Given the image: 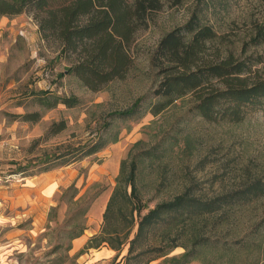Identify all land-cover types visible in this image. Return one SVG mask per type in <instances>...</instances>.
I'll return each instance as SVG.
<instances>
[{"label":"rangeland","instance_id":"1","mask_svg":"<svg viewBox=\"0 0 264 264\" xmlns=\"http://www.w3.org/2000/svg\"><path fill=\"white\" fill-rule=\"evenodd\" d=\"M161 2L129 46L132 65L125 77L98 91L66 72L78 55H61L60 42L42 36L33 12L0 17V264H145L157 255L154 251L127 258L129 244L118 252L103 243L98 248L110 250L104 255L88 247L97 243L90 239L102 231L123 160H138V186L150 207L188 187L213 197L250 179H264V112L249 113L239 122L208 121L193 109L192 93L158 115L150 112L160 99L154 91L163 79L154 55L167 32L197 13L217 32L208 42L209 58L263 54L264 44L252 41L263 23L264 0ZM255 67L263 70L264 64ZM45 90L75 95L80 102L48 109L38 102ZM138 100L135 116L114 114ZM34 111L42 114L37 122L16 116ZM62 120L67 127L51 135L52 124ZM105 120L110 122L106 129ZM101 136L111 142L99 152L42 170L47 154ZM171 226L174 230L168 233ZM136 232L137 226L131 238ZM193 237L205 241L194 249ZM175 240L185 246L168 256L194 249L188 264H264V196L193 220L162 222L134 255L149 245L159 249ZM165 258L149 264H162Z\"/></svg>","mask_w":264,"mask_h":264},{"label":"trees","instance_id":"2","mask_svg":"<svg viewBox=\"0 0 264 264\" xmlns=\"http://www.w3.org/2000/svg\"><path fill=\"white\" fill-rule=\"evenodd\" d=\"M161 7V0H0V17L33 12L42 36L60 42L61 55H78L77 62L69 66L66 72L73 73L85 86L98 91L110 81L125 77L132 65L130 44L137 31L146 28L150 16ZM257 27V35L252 43L263 45L264 19ZM216 37L214 27L203 23L197 13L186 24L163 36L154 55V62L163 73V79L154 91V95L160 99L151 106L150 112L158 115L177 99L190 93L194 95L193 109L208 121L227 119L239 122L249 113L264 112V69L255 67L256 64H264V53L245 59L234 54L211 59L207 55L208 42ZM141 101L114 114L135 116ZM38 102L51 109L58 104L74 107L80 99L75 95H58L45 90L38 95ZM41 115L40 111H34L16 116H22L25 121L37 122ZM109 126L110 122L105 120V129ZM66 127L65 120L55 122L49 133L58 134ZM117 140L114 137L112 141ZM110 142L101 136L86 145H64L63 151L46 155L42 170L48 171L93 155ZM138 168L136 158L130 162L122 161L117 184L103 215L102 231L90 239V242L97 243L89 244V248H98L107 243L120 252L129 244L127 258L155 251L157 255L150 257L145 264L164 256L166 258L162 264H188L196 246L205 239L193 237V251L187 250L180 255L168 256L178 246H185L176 240L171 244L166 242L159 249L149 245L135 255L134 252L149 231L162 222L177 224L180 217L183 221L193 220L264 196V179L253 178L242 187L213 197L197 195L193 188L188 187L173 198L150 207L141 197L137 182ZM135 226L137 232L131 238ZM173 228L171 226L168 233L171 230L173 232ZM81 235L77 234L73 239ZM167 236L165 234L161 242H165ZM232 250L234 253L237 251L234 248Z\"/></svg>","mask_w":264,"mask_h":264},{"label":"crops","instance_id":"3","mask_svg":"<svg viewBox=\"0 0 264 264\" xmlns=\"http://www.w3.org/2000/svg\"><path fill=\"white\" fill-rule=\"evenodd\" d=\"M110 250L113 251V249H111V248H110ZM110 250H109V248L103 246L101 249L98 250V253H100L101 255L102 254L104 255V254L110 252Z\"/></svg>","mask_w":264,"mask_h":264}]
</instances>
